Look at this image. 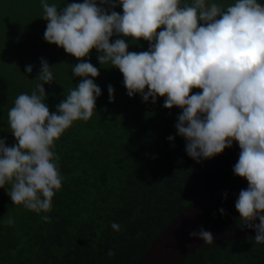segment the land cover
<instances>
[{
  "label": "clouds",
  "instance_id": "obj_1",
  "mask_svg": "<svg viewBox=\"0 0 264 264\" xmlns=\"http://www.w3.org/2000/svg\"><path fill=\"white\" fill-rule=\"evenodd\" d=\"M118 5L122 14L114 10ZM41 7L45 42L79 61L72 74L80 83L50 112L44 85L53 83V73L41 59L35 89L15 99L8 112L15 143L8 146L0 138V189L10 185L11 203L36 214L51 211L63 182L55 143L74 122L93 116L101 95L94 83L99 69L85 59L95 49L100 66L122 74L129 98L139 94L155 104L160 97L164 109L181 110L175 129L192 160L199 163L238 145L233 173L248 186L235 210L243 226L255 231V242L264 244V5L258 0L226 6L210 0H83L58 8L42 0ZM124 38L143 40L148 50L130 52ZM32 71L26 66L25 73ZM113 93L109 85L110 103ZM42 219L50 222L47 215ZM111 228L120 231L116 222ZM189 238L213 243L203 228Z\"/></svg>",
  "mask_w": 264,
  "mask_h": 264
},
{
  "label": "trees",
  "instance_id": "obj_2",
  "mask_svg": "<svg viewBox=\"0 0 264 264\" xmlns=\"http://www.w3.org/2000/svg\"><path fill=\"white\" fill-rule=\"evenodd\" d=\"M41 2L0 0V10L10 12L0 15V107L7 118L18 95L35 89L40 71L35 78L25 73L26 61H20L24 52L15 54L12 43H2L13 41L10 33L15 26H21L24 36L41 38L40 59L47 61L53 73V83L44 85L50 112L80 83L72 72L63 73L64 65L72 71L79 61L44 40ZM46 2L60 8L83 0ZM258 3L264 5V0ZM85 59L99 69L94 83L101 95L94 114L87 122H74L55 143L63 182L51 211L36 214L13 205L17 214L12 223L0 222V264H134L159 232L196 199L215 188L248 186L233 173L240 151L235 142L221 154L195 162L186 153L185 140L176 133L180 109H164L160 97L155 104L151 98L143 102L139 94L129 98L122 74L110 65L100 66L95 49ZM10 61L16 66L11 67ZM109 85L114 89L111 103ZM198 91L193 89V93ZM7 128L14 140L9 124ZM224 213L208 217L202 228L244 227L235 209ZM44 215L50 222L42 219ZM113 222L120 225L119 232L111 228ZM109 250L115 255L109 257ZM183 264H264V244H257L254 237L214 243L194 250Z\"/></svg>",
  "mask_w": 264,
  "mask_h": 264
},
{
  "label": "water",
  "instance_id": "obj_3",
  "mask_svg": "<svg viewBox=\"0 0 264 264\" xmlns=\"http://www.w3.org/2000/svg\"><path fill=\"white\" fill-rule=\"evenodd\" d=\"M243 189H213L196 199L177 214L155 237L134 264H183L196 249L211 245L189 234L199 231L204 221L221 209H235V202ZM258 223V221H256ZM213 243L243 240L255 237L254 230L246 227L213 230Z\"/></svg>",
  "mask_w": 264,
  "mask_h": 264
},
{
  "label": "rangeland",
  "instance_id": "obj_4",
  "mask_svg": "<svg viewBox=\"0 0 264 264\" xmlns=\"http://www.w3.org/2000/svg\"><path fill=\"white\" fill-rule=\"evenodd\" d=\"M230 0H210V2H216L219 3L223 6H225V4H227V2H229ZM190 2V0H189ZM107 7V6H104ZM116 12L122 14V7L121 6H117L114 9ZM20 14L22 16L25 15L24 10L20 11ZM0 15H4V16H9L10 12L5 8V9H1L0 10ZM20 23L21 20H18ZM40 22L43 24L44 27H46V21H42L40 20ZM23 34V30H21V26H15V28H13L11 30V39L13 41H2V43H12V52H15V54L18 52V50H22L24 52V55L21 57L20 61H26V64H24V62H21L24 69L26 68V66L31 65L33 68V71L30 75H32V77L35 78L36 73L40 70V62H41V49H40V41L39 38L37 39H31L27 36L22 35ZM22 35V36H21ZM0 36H3V30H2V25L0 24ZM117 37L113 36L112 40L114 41ZM123 38V37H120ZM125 42L128 43L129 45L132 46L131 51H146L148 50V43L140 40L138 42L136 41H131L129 38H124ZM11 58H13V56H11ZM10 66H16V62L15 61H10ZM71 66L70 65H64L63 67V73L65 75H71ZM33 78V79H34ZM6 116V112L4 113L1 110L0 107V138H3L6 140V143L8 146H12L15 143V140L11 139L10 136L8 135V118L5 117ZM6 188L4 189H0V222L3 221H7L11 218H13L14 216H16L17 212H14V210H16L15 206L13 207V204L11 203L10 197L7 195V188H10V185H6Z\"/></svg>",
  "mask_w": 264,
  "mask_h": 264
}]
</instances>
